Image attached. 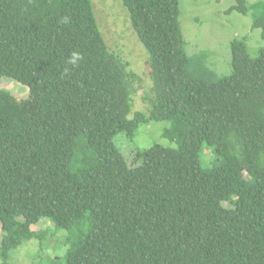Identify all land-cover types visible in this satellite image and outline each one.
I'll use <instances>...</instances> for the list:
<instances>
[{
  "label": "trees",
  "instance_id": "obj_1",
  "mask_svg": "<svg viewBox=\"0 0 264 264\" xmlns=\"http://www.w3.org/2000/svg\"><path fill=\"white\" fill-rule=\"evenodd\" d=\"M122 2L150 57L148 114L131 116L142 79L93 0H0V81L29 87L26 99L0 87L1 264L45 218L68 232L67 264H264V46L252 56L234 39L218 78L188 53L181 0ZM231 10L253 11L264 38L261 1ZM150 121L169 122L177 146L139 149L132 165L114 138Z\"/></svg>",
  "mask_w": 264,
  "mask_h": 264
},
{
  "label": "rangeland",
  "instance_id": "obj_2",
  "mask_svg": "<svg viewBox=\"0 0 264 264\" xmlns=\"http://www.w3.org/2000/svg\"><path fill=\"white\" fill-rule=\"evenodd\" d=\"M250 3L264 0H248ZM236 0H181V27L187 41V50L191 56L204 52L205 63L214 71L218 78L230 75L232 65V41L246 39L252 56L259 54L264 46V38L260 28L253 27V11L245 15L232 11ZM94 10L100 29L106 38L110 50L116 51L122 58L130 62L132 69L142 79L136 83L134 107L135 112L149 113V96L153 79L149 64V54L138 38L132 26L130 14L122 0H93ZM0 87L9 89L17 99H26L29 87L15 79L4 76ZM169 126L167 121H150L139 129L132 139L125 132L118 133L114 141L127 158L135 165V154L139 149L154 144L176 147L177 144L164 136V129ZM202 159L208 165L217 162L212 152L205 148ZM229 205V204H227ZM226 205V206H227ZM0 221V239L2 234ZM39 231L38 235L25 241L12 252V264H67L70 247L65 243L68 232L56 228L49 219H42L32 226ZM2 259L0 258V264Z\"/></svg>",
  "mask_w": 264,
  "mask_h": 264
},
{
  "label": "clouds",
  "instance_id": "obj_3",
  "mask_svg": "<svg viewBox=\"0 0 264 264\" xmlns=\"http://www.w3.org/2000/svg\"><path fill=\"white\" fill-rule=\"evenodd\" d=\"M79 59H81V57L79 56V54L78 53H73V57L70 60V63L76 64L77 60H79Z\"/></svg>",
  "mask_w": 264,
  "mask_h": 264
},
{
  "label": "bare ground",
  "instance_id": "obj_4",
  "mask_svg": "<svg viewBox=\"0 0 264 264\" xmlns=\"http://www.w3.org/2000/svg\"><path fill=\"white\" fill-rule=\"evenodd\" d=\"M133 83V82H132Z\"/></svg>",
  "mask_w": 264,
  "mask_h": 264
}]
</instances>
